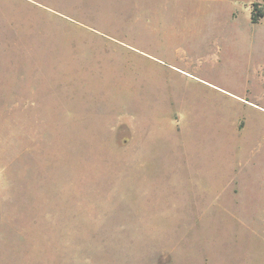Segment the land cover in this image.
<instances>
[{
	"label": "rangeland",
	"instance_id": "obj_1",
	"mask_svg": "<svg viewBox=\"0 0 264 264\" xmlns=\"http://www.w3.org/2000/svg\"><path fill=\"white\" fill-rule=\"evenodd\" d=\"M0 264H264V0H0Z\"/></svg>",
	"mask_w": 264,
	"mask_h": 264
},
{
	"label": "trees",
	"instance_id": "obj_2",
	"mask_svg": "<svg viewBox=\"0 0 264 264\" xmlns=\"http://www.w3.org/2000/svg\"><path fill=\"white\" fill-rule=\"evenodd\" d=\"M262 16H263V10L261 9V7L255 8V6L253 5L250 22L252 24H256Z\"/></svg>",
	"mask_w": 264,
	"mask_h": 264
},
{
	"label": "crops",
	"instance_id": "obj_3",
	"mask_svg": "<svg viewBox=\"0 0 264 264\" xmlns=\"http://www.w3.org/2000/svg\"><path fill=\"white\" fill-rule=\"evenodd\" d=\"M251 23V22H250ZM252 24V23H251Z\"/></svg>",
	"mask_w": 264,
	"mask_h": 264
}]
</instances>
